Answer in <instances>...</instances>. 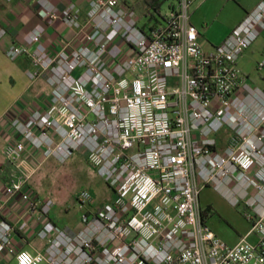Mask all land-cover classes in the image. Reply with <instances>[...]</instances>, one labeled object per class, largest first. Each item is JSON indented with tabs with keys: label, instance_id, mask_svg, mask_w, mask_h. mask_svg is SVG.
I'll return each mask as SVG.
<instances>
[{
	"label": "built area",
	"instance_id": "built-area-1",
	"mask_svg": "<svg viewBox=\"0 0 264 264\" xmlns=\"http://www.w3.org/2000/svg\"><path fill=\"white\" fill-rule=\"evenodd\" d=\"M195 1L176 0L164 23L141 27L125 0H92L85 20L74 3L59 10L39 0L47 22H64L80 45L56 55L42 43L7 50L12 61L30 58L28 77L51 91L44 106L16 105L0 123L16 170L7 195L21 204L20 229L45 243L15 252V228L0 215V259L15 253L6 264H264V86L239 66L264 32V0L211 52L191 22ZM76 152L115 195L95 209L81 191L80 228L70 232L30 180L47 160ZM210 185L244 204L258 244L231 246L203 219Z\"/></svg>",
	"mask_w": 264,
	"mask_h": 264
},
{
	"label": "crops",
	"instance_id": "crops-1",
	"mask_svg": "<svg viewBox=\"0 0 264 264\" xmlns=\"http://www.w3.org/2000/svg\"><path fill=\"white\" fill-rule=\"evenodd\" d=\"M48 1L59 10L65 9L72 3L76 4L81 10V18L85 20L92 0ZM125 1L131 3L132 5L144 4L143 2L137 0ZM215 1L216 0H196L191 9V22L199 29L200 41L203 49L206 52L213 51L215 47L221 44L233 31V29L243 21L247 13L255 8V6L263 0H224L227 2V5H234V3H236L238 10H236L231 16L230 22L228 21V23H225L221 27V30L214 29L217 20L214 18V11H212L211 7ZM145 7L148 8L146 4ZM0 24L7 31L6 37L0 40L1 123V120L16 105H20L23 108H26V106L29 105L41 107L44 106L45 101L47 100L51 91V88L47 84L45 78L31 81L28 77L27 72L34 68L30 58L22 57L17 61H12L8 58L7 50L9 47L14 43L31 47L37 43H42L44 46H46L51 55H56L67 45H80V40L76 35V32L67 27L64 22L58 20L53 24H49L45 19V11L40 5L39 0H0ZM206 33L210 38L208 41V49H205L204 45L207 41V37H205ZM259 40H261L262 54L264 57V32L257 41ZM250 80L256 86H264V71H259L258 78L256 80H252L251 78ZM5 145L6 139L4 136L0 135V215L15 228V252L21 249L30 250L32 252H35L36 250L42 251L45 248L44 242L41 245H35L32 243V240L39 239L36 233L31 229L26 231L20 229L22 220L18 212V207L21 204L10 200L9 196L7 195L6 185L10 181L11 177L16 174V170L4 155L3 150ZM33 177L30 180V186L34 191L31 183ZM106 203L94 205V208L98 209ZM52 219L61 227L66 228L70 232H75L80 228V224L77 227L72 228L67 224H60L59 221L53 217ZM32 220L33 218L31 221ZM206 222L208 223V218L206 219ZM249 224L251 227L239 232L238 237H231L227 233L214 230L208 223L212 230L223 241L231 246L237 245L242 239H247L253 244L259 243V235L253 231V224L250 222ZM14 261L15 253L8 252L3 258L0 259V264H6L7 262Z\"/></svg>",
	"mask_w": 264,
	"mask_h": 264
},
{
	"label": "rangeland",
	"instance_id": "rangeland-1",
	"mask_svg": "<svg viewBox=\"0 0 264 264\" xmlns=\"http://www.w3.org/2000/svg\"><path fill=\"white\" fill-rule=\"evenodd\" d=\"M161 2L158 10L153 7L146 8L145 4L135 5L139 15L143 16L139 26L151 27L157 22L164 23V18L170 14L171 5L176 3V0ZM211 9L217 20L214 29L221 30L225 23L230 22L238 6L236 3L227 5L224 0H216ZM205 37L207 41L204 45L205 49H208L210 38L207 33ZM263 58L261 40H259L239 60V66L252 80H256L259 73L258 64ZM31 183L38 196L54 201L55 206L51 216L60 224H67L72 228L80 224L82 212L77 207L76 196L81 191L89 190L92 193L94 205L111 202L115 195L82 152L74 153L66 162H60L55 158L47 160L39 168ZM201 206L205 209L210 208L208 223L214 230L227 233L231 237H238L239 232L251 227L245 216L244 204L238 207L233 206L214 185L202 190ZM32 243L41 245L43 241L36 239L32 240Z\"/></svg>",
	"mask_w": 264,
	"mask_h": 264
},
{
	"label": "trees",
	"instance_id": "trees-1",
	"mask_svg": "<svg viewBox=\"0 0 264 264\" xmlns=\"http://www.w3.org/2000/svg\"><path fill=\"white\" fill-rule=\"evenodd\" d=\"M161 3L160 1H156V0H146L144 2V4L147 5V7H153L155 8L156 10L159 9V7L161 6ZM209 214H210V208L206 209L203 213V219L206 221L207 218H209Z\"/></svg>",
	"mask_w": 264,
	"mask_h": 264
},
{
	"label": "water",
	"instance_id": "water-1",
	"mask_svg": "<svg viewBox=\"0 0 264 264\" xmlns=\"http://www.w3.org/2000/svg\"><path fill=\"white\" fill-rule=\"evenodd\" d=\"M252 264V263H251Z\"/></svg>",
	"mask_w": 264,
	"mask_h": 264
}]
</instances>
